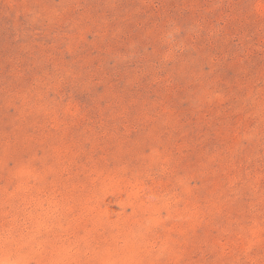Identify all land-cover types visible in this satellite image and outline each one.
Wrapping results in <instances>:
<instances>
[{
	"label": "rangeland",
	"instance_id": "1",
	"mask_svg": "<svg viewBox=\"0 0 264 264\" xmlns=\"http://www.w3.org/2000/svg\"><path fill=\"white\" fill-rule=\"evenodd\" d=\"M0 264H264V0H0Z\"/></svg>",
	"mask_w": 264,
	"mask_h": 264
}]
</instances>
